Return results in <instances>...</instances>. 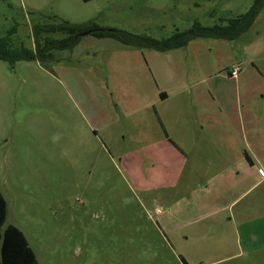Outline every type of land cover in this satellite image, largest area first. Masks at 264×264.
<instances>
[{
    "label": "rangeland",
    "instance_id": "obj_1",
    "mask_svg": "<svg viewBox=\"0 0 264 264\" xmlns=\"http://www.w3.org/2000/svg\"><path fill=\"white\" fill-rule=\"evenodd\" d=\"M257 1L0 0V37L14 29L16 47L35 49L34 26L65 20L161 39L194 22L234 20ZM256 21L242 38L264 27V7ZM242 45L198 38L161 52L84 35L72 49L50 51L52 59L14 65L0 60L5 226L15 224L26 233L42 264H183L181 256L208 264L230 254L235 256L215 264H264V220L249 222L255 243L244 236L232 252L203 251L194 244L179 248L180 237L164 224L173 219L166 211L169 190H150V182L141 181L133 122L155 77L164 84L174 69L181 79L182 67L211 72L229 67Z\"/></svg>",
    "mask_w": 264,
    "mask_h": 264
},
{
    "label": "crops",
    "instance_id": "obj_2",
    "mask_svg": "<svg viewBox=\"0 0 264 264\" xmlns=\"http://www.w3.org/2000/svg\"><path fill=\"white\" fill-rule=\"evenodd\" d=\"M262 29L253 37L241 34L230 40L243 45L229 67L214 72L198 65L182 67L181 79L174 69L170 82L162 84L156 77L149 81L151 93L140 100L138 121L133 122L141 181L150 182V190H169L166 211L173 219L164 224L180 237L176 243L181 250L194 244L203 251L232 252L244 236L255 243L249 222L264 220ZM239 64V75L233 78L232 68ZM2 141L0 137V147ZM181 261L191 264L184 256Z\"/></svg>",
    "mask_w": 264,
    "mask_h": 264
},
{
    "label": "trees",
    "instance_id": "obj_3",
    "mask_svg": "<svg viewBox=\"0 0 264 264\" xmlns=\"http://www.w3.org/2000/svg\"><path fill=\"white\" fill-rule=\"evenodd\" d=\"M263 7L264 0H258L251 11L234 20L221 19L220 24L212 26H202L198 22H194L188 30L176 31L171 36L161 39L122 30L100 28L94 21L71 23L63 20L55 25L34 26L32 33L35 49L25 50L13 44L14 29H10L0 37V60L14 65L17 61L52 59L50 51L72 49L84 35H93L100 39H113L132 48H146L161 52L185 47L190 41L198 38L234 40L251 28ZM224 23L226 24L223 25ZM52 33H61L64 37L52 39L42 36V34ZM43 41L44 45H42ZM6 219L7 202L0 191V264H39L23 232L15 225L5 226Z\"/></svg>",
    "mask_w": 264,
    "mask_h": 264
},
{
    "label": "built area",
    "instance_id": "obj_4",
    "mask_svg": "<svg viewBox=\"0 0 264 264\" xmlns=\"http://www.w3.org/2000/svg\"><path fill=\"white\" fill-rule=\"evenodd\" d=\"M240 69H241V65H235L233 68H232V71H231V76L233 78H237L238 75H239V72H240Z\"/></svg>",
    "mask_w": 264,
    "mask_h": 264
}]
</instances>
